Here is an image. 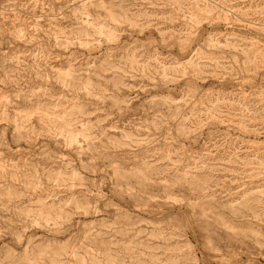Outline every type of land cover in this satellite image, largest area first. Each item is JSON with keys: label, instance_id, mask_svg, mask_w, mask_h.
Segmentation results:
<instances>
[{"label": "rangeland", "instance_id": "obj_1", "mask_svg": "<svg viewBox=\"0 0 264 264\" xmlns=\"http://www.w3.org/2000/svg\"><path fill=\"white\" fill-rule=\"evenodd\" d=\"M0 264H264V0H0Z\"/></svg>", "mask_w": 264, "mask_h": 264}]
</instances>
